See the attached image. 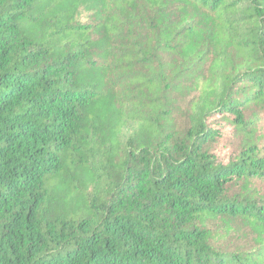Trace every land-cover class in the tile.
<instances>
[{
    "label": "trees",
    "instance_id": "1",
    "mask_svg": "<svg viewBox=\"0 0 264 264\" xmlns=\"http://www.w3.org/2000/svg\"><path fill=\"white\" fill-rule=\"evenodd\" d=\"M0 264H264V0H0Z\"/></svg>",
    "mask_w": 264,
    "mask_h": 264
},
{
    "label": "rangeland",
    "instance_id": "2",
    "mask_svg": "<svg viewBox=\"0 0 264 264\" xmlns=\"http://www.w3.org/2000/svg\"><path fill=\"white\" fill-rule=\"evenodd\" d=\"M212 227H215V232L218 229V225L211 224ZM217 226V227H216ZM251 236H246L245 234L240 233L239 229L236 228L234 232L227 237V239L222 243L223 247L227 248H244L252 246Z\"/></svg>",
    "mask_w": 264,
    "mask_h": 264
}]
</instances>
